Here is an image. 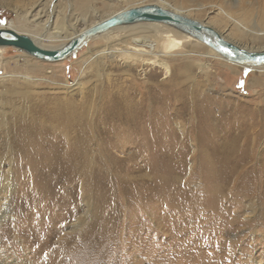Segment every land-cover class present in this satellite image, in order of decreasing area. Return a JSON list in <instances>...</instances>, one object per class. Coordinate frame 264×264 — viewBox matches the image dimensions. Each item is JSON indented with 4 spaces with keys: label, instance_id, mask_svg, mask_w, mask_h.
I'll use <instances>...</instances> for the list:
<instances>
[{
    "label": "bare ground",
    "instance_id": "bare-ground-1",
    "mask_svg": "<svg viewBox=\"0 0 264 264\" xmlns=\"http://www.w3.org/2000/svg\"><path fill=\"white\" fill-rule=\"evenodd\" d=\"M118 13L100 18L88 27L75 30L73 34H70L66 20L58 15L55 17L56 21H53V27L46 28L39 33L36 32L39 37L29 38L38 47L46 49L43 47L44 40L50 41L66 37L67 42L63 44L65 46L70 40L78 37L90 27ZM144 24L153 26V28L150 29L147 25L143 26V29L148 28V31L137 33V40L133 39L135 43L140 42L138 39H141L147 45L153 39L157 46L166 35V38L174 39L171 41H181L184 40L183 36H186L187 39H193L203 44L191 36L160 23H140L117 27L91 39L106 38L116 32L120 33L123 30ZM0 28H8L22 35L11 27ZM221 36L223 37V35ZM126 44L131 48L121 50L119 55L111 53L108 57L110 60L115 57L120 58L119 61L129 65L124 71L127 80H129V86L118 92L114 87L116 83L110 84L98 103L97 109L93 108L95 112L86 111L89 110L88 103L79 104L69 99L61 101L54 99V102L50 99H43L42 101L45 102L31 105L26 116L15 115L17 118L12 119V130L7 129L4 149H1L4 150L1 153L4 152L6 155L7 169L6 174L0 178V190L4 197V201L0 202V222L6 220L13 207H22L24 204H26V206L24 205L25 210L34 209L35 212L42 213L38 219L33 221L34 224L28 226V230L23 229L24 231L20 232L23 228L21 225L22 212L20 217L10 223L13 224L10 226L15 228L11 237L16 239L19 233L27 232V234L37 236L43 233L45 228V230L49 227L53 229L51 232H55V235L52 236L55 237L52 239L53 241L55 239L54 245L50 252L45 254L52 260L41 264H52L54 260L59 261L57 264H125L126 262L133 264L132 259L137 254H131L129 250L131 251V248L133 250L139 244H143V249L139 253V255H143V259L137 264H169L167 258L170 254L166 253L169 246H183L190 242L188 254L186 253L182 259L185 262L188 260L193 263L191 259H195L194 262L197 264L204 256L208 258V264H252L254 260H258L256 262L264 261V247L260 249L257 256L255 255V243L260 245L255 239L247 240L249 244H246V240L237 241V245L236 242H228V246H226L227 240H225L231 234V228L239 226L242 222L245 225L251 223V220L240 217V210L245 207L243 202H252L257 196V200L247 208H251L252 213L256 211V204L262 206V209L264 208V158L260 154L256 155L253 147H248L247 135L229 139L216 147L214 151L222 150L216 156L204 155L202 167L208 174L206 176H208L209 183L208 187L202 191V195L210 196L211 200H204L202 197L200 199L195 193L196 195L192 198L185 200L184 197V199L170 202L171 205L157 201L156 198L159 195H157V191L155 193L156 187L154 188V186L163 189L162 200L166 196L164 195L167 184L165 173L167 162L169 163L170 149L175 147L179 150V144L184 145L189 141V136L185 132L168 131L172 119L169 118L166 109H163L164 105H162L171 103L173 99L177 100L180 95L179 91L170 93L176 89L165 90V87H169L168 83L160 81L153 83L152 80L156 79L153 76L147 77L146 75L145 79L140 82L132 68V66H140V71L144 73L149 67L159 68L167 78L171 75V66L152 45L149 47L148 45H132L128 42ZM201 44H198V47L190 48L192 50L206 49L209 53L219 55L205 44ZM235 45L244 48L239 44ZM5 48L11 47H0V49ZM247 50L254 52L264 49ZM25 54L31 59L42 61ZM220 57L231 62L225 57ZM235 64L255 67L245 63ZM165 78L164 80H166ZM3 82L0 80V84ZM0 124H5L8 127L9 121H3ZM199 135L191 136L190 141L195 143ZM249 163L251 166L246 168ZM137 169H146L148 174H152V177L147 174L144 180L143 178L138 180L135 176ZM16 176L26 179L32 194L26 203L21 197L20 200L17 199L19 190L13 185V179ZM151 186L154 188V193L150 189ZM229 186L231 190H228L230 191L228 194L225 191ZM107 190L113 191V194L116 195L114 197H109L108 194L103 195V192ZM229 196H231V204L226 206L225 211L220 213V211L215 212L210 209L223 206L222 203ZM79 199L84 208H87L80 216H78L80 208L77 207ZM93 199L101 205L99 221L98 224L91 225V227L87 225L88 228L84 230ZM140 202L144 203L141 209L148 215L138 214L137 211L127 213L128 210L125 209H128L131 204L134 205L133 203L136 205ZM184 204H188L190 210L196 207L203 208L207 210L206 214L199 213L197 216L189 218L190 214L187 216L183 214L182 206ZM154 206L157 207V212H152ZM170 208L174 213L169 212ZM208 209L213 213L209 214ZM45 210L48 212H44ZM228 215H231L229 221ZM258 216L260 218L258 217V220L256 218L257 223L258 221L262 223L264 219L261 218L262 216ZM170 218H174L173 222H180L177 231H169ZM191 219L194 224L198 223L190 226ZM213 219L217 225L214 231L212 230L214 227L209 226ZM200 222L206 223L203 224L205 235L209 234L208 238L214 239L211 246H209L211 242L207 240L205 254H200L202 244H200L201 247L192 244L193 238H195L194 234L200 230L198 226ZM41 225L44 228L40 227ZM67 228L68 232H66ZM75 231H80V234L73 236L71 233H75ZM215 238H217L216 241ZM24 242L31 245L33 237H27ZM183 248L177 254L184 253ZM237 250L240 252L239 255L236 254ZM147 254L149 256L146 257ZM182 264L185 263L182 262Z\"/></svg>",
    "mask_w": 264,
    "mask_h": 264
},
{
    "label": "rangeland",
    "instance_id": "rangeland-1",
    "mask_svg": "<svg viewBox=\"0 0 264 264\" xmlns=\"http://www.w3.org/2000/svg\"><path fill=\"white\" fill-rule=\"evenodd\" d=\"M147 4H158L211 26L224 38L244 48L264 49V0H0V27H11L22 33V35L33 37L37 36L36 32L39 33L46 28L53 27V21H56L55 17L59 15L66 20L67 26L70 28V34H73L75 30L88 27L94 21L107 15ZM145 25L149 26L150 29L153 28V26L144 24L123 30L120 33L116 32L106 38L91 39L70 58L55 63L31 59L27 57L28 55L25 52L14 48L0 49V80L5 82L0 84V123L9 121L8 125H11L8 128L5 124H0V145L3 146H0V178L6 174L7 169L6 155L4 152L1 153L4 151L1 149H4L6 132L13 126L12 119L17 118L15 115L26 116L29 107L45 102L42 101L43 99H50L53 102L54 99L60 101L69 99L79 104L88 103L87 107L90 111H86L95 112L99 106L98 103L103 98L110 84L116 83L114 87L118 92L129 86V80H127L124 73L129 65L119 61L120 58L115 57V59L110 60L108 57L111 53L119 55L121 50L130 49L131 47L126 42L132 45H148L149 47L152 45L171 66L172 72L167 78H165L163 71L159 68L153 69L149 67L146 73L140 71V66H132V68L140 82L145 79L146 75L147 77L153 76L156 78L152 80L153 83L157 81L168 83L169 87H165V90L176 89L170 93L179 91L180 95L177 100L173 99L171 103L162 105H164L163 109H166L169 118L172 119L171 127L168 131L185 132L189 136V141L184 145L182 143L179 146L177 145L179 150L175 149V147L172 148L173 151L170 149L171 152L168 155L169 163L167 162L165 173L167 188L165 187L164 195L166 196L164 199L162 200L161 197L163 193L161 187L154 186V188L156 187L155 189L153 186L150 187L151 191L154 189L155 193L158 192L159 199L156 198L157 201L171 205L173 201L184 199V197L185 200H188V198H192L196 194L200 199L202 197L204 200H211L210 196L202 195V191L208 187L209 183L208 176H206L208 174L205 173L204 167H202L204 165L202 159L204 155L208 154L216 156L222 150L214 151V149L229 139L247 135L248 147H253L256 155L260 154L264 158V65L255 67L237 65L228 62L216 53H209L206 49L192 50L190 47H198V44L201 43L193 39H187L186 36H183L184 40L171 41L174 39H168L165 35L157 46L153 39L147 45L141 39H138L140 42L135 43L133 39L137 40V33L148 31V28L143 29ZM66 42V37L50 41L44 40L43 47L46 49H57ZM80 89H82V92H80ZM195 134L200 135L197 137L196 142L193 143L190 141V137H194ZM181 147H184V150ZM183 154L185 156L181 157ZM179 161L180 163H178ZM251 163L253 164L254 162ZM251 163L247 164L246 168L250 167ZM136 171L135 176L138 180L142 178L144 180L148 174L146 169H137ZM148 175L152 177V174L149 173ZM21 178L16 176L13 179V185L14 188L19 190L17 199L20 200L21 197L24 200L23 202L26 203L32 194L29 191L26 179ZM229 189L231 190L230 186L225 191L228 194L230 192L228 191ZM103 195L114 197L116 194H113L111 190H107L103 192ZM3 199V192L0 190V202H3ZM255 200H257V196ZM255 200L243 202L245 207L240 210V217L245 220H251V223L245 225L242 222L237 226L238 228H231V234L225 240H227L226 246H228L229 243L234 242L237 245V241L240 240H246L247 244L249 240L255 239L260 244H257V246L255 243V255L257 256L260 249L264 247V220L262 223H259V221L257 223L258 215L264 219V208L262 209V206L256 204V211L252 213L251 208L248 209L247 207L251 206ZM133 204L128 209H125L128 210L127 213L129 211H137L136 213L138 214L148 215L141 209L144 206L143 202L136 203V205L135 203ZM222 204L223 206L210 209L215 212L220 211V213L225 211L226 206L231 204V196ZM24 205L26 206V204ZM24 205L22 207H13L6 220L0 222V264H41L52 260L45 256L47 252H50L55 241V239L54 241L52 240L55 238L52 237L55 232H51V227L47 230L45 228L44 232L37 236L24 232L19 233L17 239L11 237L15 228H12L10 225L13 224L10 223L14 222L22 213L21 225L23 228H21L20 232L23 229L28 230V226L34 224L33 221L42 214L41 212H35L36 210L34 209L25 210ZM100 206L97 201L94 200L92 202L84 230L88 228L87 225L91 227V225L98 224ZM105 206L108 205L105 204ZM77 207L80 208L78 216L82 215L81 213L87 209L81 204L80 199ZM102 207L104 208L103 205ZM182 207L185 216L190 214L189 218L197 216L199 213L204 214L207 211L197 207L190 210L188 204H184ZM156 208L154 206L152 212H157ZM210 209L208 210L210 211ZM212 210L209 214L213 213ZM44 212H48V210ZM169 212L174 213L171 208ZM26 215L28 216L25 217ZM230 217L231 215H228V221ZM170 219L169 231H177L180 222H173L174 218ZM214 221L213 219L212 223L210 222L211 224H209L210 227H214L212 228L213 231L217 227ZM193 222V219H191L189 225L193 226L198 223L194 224ZM203 224L206 223H199L198 226L203 231L199 230L194 234L193 237L195 238L192 241V244H197L200 247V244H202L203 248L201 247L202 252L200 254H205L204 250L207 248V240L211 242L209 246L213 245L214 242V239L208 238L209 234H207L208 236L205 235L206 233H204L205 230L203 229L205 226L203 227ZM68 231L67 228L66 232ZM71 234L77 236L80 231H75V233ZM27 237H33L31 245L24 242ZM216 240L217 238H215ZM194 241L197 242L195 243ZM139 245L133 250L132 248L131 251L129 250L131 254H137L132 259L133 264H137L143 259V255H139L143 249V244ZM190 245L191 242L183 246H169L166 251V253L170 254L167 258V263L182 264L183 262L185 264H196L194 262L195 259H191L193 263L188 260L186 262L182 260L189 251ZM178 247L180 248L178 249ZM182 248L185 250L184 253L177 254L181 252ZM201 250L199 248V251ZM116 251H118V248H116ZM236 254H240L239 250H237ZM145 256L147 257L149 254ZM192 257L194 256L192 255ZM204 258L206 257L201 258V261L199 260L197 264H208V258ZM48 259L50 260L48 261ZM256 261L258 260H254L252 264H264V261ZM52 262V264H57L59 261L54 260ZM128 263L126 262L125 264Z\"/></svg>",
    "mask_w": 264,
    "mask_h": 264
},
{
    "label": "water",
    "instance_id": "water-1",
    "mask_svg": "<svg viewBox=\"0 0 264 264\" xmlns=\"http://www.w3.org/2000/svg\"><path fill=\"white\" fill-rule=\"evenodd\" d=\"M140 23L167 25L202 42L233 63H245L254 66L264 65V50L252 52L239 47L225 40L215 29L157 4H147L121 11L90 27L62 48L55 50L40 48L29 37L20 35L8 28H0V47L17 49L42 61L58 62L72 56L97 35L117 27Z\"/></svg>",
    "mask_w": 264,
    "mask_h": 264
}]
</instances>
